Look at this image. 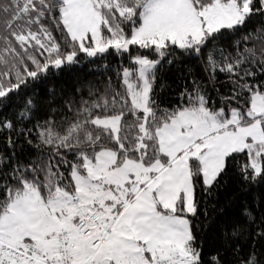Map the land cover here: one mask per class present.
I'll use <instances>...</instances> for the list:
<instances>
[{
  "label": "snow or ice",
  "instance_id": "obj_1",
  "mask_svg": "<svg viewBox=\"0 0 264 264\" xmlns=\"http://www.w3.org/2000/svg\"><path fill=\"white\" fill-rule=\"evenodd\" d=\"M0 264H264V0H0Z\"/></svg>",
  "mask_w": 264,
  "mask_h": 264
},
{
  "label": "trees",
  "instance_id": "obj_2",
  "mask_svg": "<svg viewBox=\"0 0 264 264\" xmlns=\"http://www.w3.org/2000/svg\"><path fill=\"white\" fill-rule=\"evenodd\" d=\"M71 75L69 74V75H65L64 77H62V79L63 80H65V81H68V82H70L71 81ZM59 83V82H58Z\"/></svg>",
  "mask_w": 264,
  "mask_h": 264
}]
</instances>
